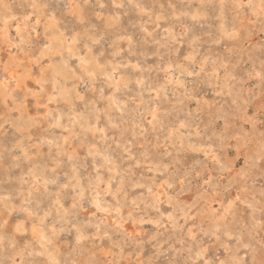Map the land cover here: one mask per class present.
Segmentation results:
<instances>
[{"label":"rangeland","instance_id":"1","mask_svg":"<svg viewBox=\"0 0 264 264\" xmlns=\"http://www.w3.org/2000/svg\"><path fill=\"white\" fill-rule=\"evenodd\" d=\"M0 264H264V0H0Z\"/></svg>","mask_w":264,"mask_h":264},{"label":"bare ground","instance_id":"2","mask_svg":"<svg viewBox=\"0 0 264 264\" xmlns=\"http://www.w3.org/2000/svg\"><path fill=\"white\" fill-rule=\"evenodd\" d=\"M115 2V1H114ZM75 39V38H74ZM118 39V38H117ZM72 40V39H71ZM55 41V40H54ZM57 47V46H56ZM55 48V47H54ZM48 50V49H47ZM54 50V49H53ZM56 50V49H55ZM50 51H52V49L50 50ZM46 57V56H45ZM9 74H11V73H9ZM19 79V78H18ZM20 81V80H19ZM113 220V219H112Z\"/></svg>","mask_w":264,"mask_h":264}]
</instances>
